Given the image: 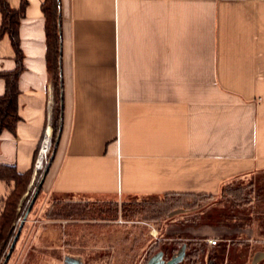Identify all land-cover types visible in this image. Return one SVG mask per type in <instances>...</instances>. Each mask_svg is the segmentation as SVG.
Here are the masks:
<instances>
[{
    "label": "crops",
    "instance_id": "crops-1",
    "mask_svg": "<svg viewBox=\"0 0 264 264\" xmlns=\"http://www.w3.org/2000/svg\"><path fill=\"white\" fill-rule=\"evenodd\" d=\"M7 1L13 9L25 3L24 70L19 121L14 134L0 135V165L23 174L33 169L57 92L44 0ZM60 15L61 123L41 199L216 196L264 173V0H60ZM15 66L3 37L0 72ZM8 189L0 182V200ZM40 249L55 247L42 241Z\"/></svg>",
    "mask_w": 264,
    "mask_h": 264
},
{
    "label": "rangeland",
    "instance_id": "rangeland-1",
    "mask_svg": "<svg viewBox=\"0 0 264 264\" xmlns=\"http://www.w3.org/2000/svg\"><path fill=\"white\" fill-rule=\"evenodd\" d=\"M45 164L46 160L39 172L34 174L33 171L17 206L5 257L24 215L29 208L30 211L7 264H22L25 260L26 264H165L169 258L160 254L162 246L176 249L173 258L180 257L182 264H207L210 251L219 246L225 248L223 264H264V248L259 245L264 235V173L235 179L225 195L219 192L206 201L161 197L101 204L67 196L47 202L41 199L39 191ZM57 202L75 210V216H51L53 204ZM123 204H141L144 210L124 218ZM77 211L79 213H75ZM211 211L237 212L248 220L231 221L229 227L227 223L196 226L199 217ZM209 240L216 244L210 246ZM42 241L55 247L53 252L41 253ZM255 242L259 246L256 247ZM202 245L204 253L203 250L192 251L193 254L184 257L193 247L200 249Z\"/></svg>",
    "mask_w": 264,
    "mask_h": 264
},
{
    "label": "trees",
    "instance_id": "trees-1",
    "mask_svg": "<svg viewBox=\"0 0 264 264\" xmlns=\"http://www.w3.org/2000/svg\"><path fill=\"white\" fill-rule=\"evenodd\" d=\"M25 3H22L18 9H13L9 5L7 0H0V40L3 37L9 39L10 45L14 51L15 58V69L9 72H0V79L4 82V92L0 95V135L7 131L11 134H14L15 127L19 121L18 116V106L17 98L19 95L18 90V79L20 74L24 70L23 66V53L20 49L19 41V25L20 21L24 16ZM41 11L44 15L45 25V41H46V65L49 74L51 75L55 89L57 92L55 107H53L52 116H51V125L53 131L52 146L48 153V165L49 167L52 156L56 147L60 132V123H61V100H60V74H61V15H60V0H44L41 5ZM33 169L19 174L13 166L0 165V182L8 186V195L4 200H1L0 203V264L5 257L8 241L11 237V226L16 219V211L19 201L22 196L25 194L31 179H32ZM229 185H225L221 188V194L225 195L226 189L228 190ZM41 186L39 187V191ZM177 198L178 200L183 198H193L199 201H206L213 199L214 196L211 195H183V194H171L164 195L162 199L166 198ZM162 204L165 203L162 200ZM106 204V203H101ZM54 211L51 213V216L54 217H73L75 210L67 209L66 206L57 202L53 204ZM77 210V208H76ZM144 210V207L141 204L136 205H122V215L123 217H131L133 214L140 213ZM79 213V211L75 212ZM78 215V214H76ZM239 219L240 221H246L248 218L242 214H229L228 212L215 213L207 212L199 217L200 222L196 226H209L213 227L218 224L229 223ZM194 226V227H196ZM172 238V237H169ZM190 238V237H186ZM192 245V244H191ZM199 250L205 252V246L202 245L200 249L193 247L190 253L185 254V258L190 256L192 251L197 253ZM176 249H171L165 246L159 248V252L162 255H168L169 260L165 264H182L180 262V257L173 258V253ZM225 255V248L219 246L213 248L210 251L207 264H223V256Z\"/></svg>",
    "mask_w": 264,
    "mask_h": 264
},
{
    "label": "built area",
    "instance_id": "built-area-1",
    "mask_svg": "<svg viewBox=\"0 0 264 264\" xmlns=\"http://www.w3.org/2000/svg\"><path fill=\"white\" fill-rule=\"evenodd\" d=\"M48 109H49V116H48V119H47V125L45 127V130H44V133H43V137H42V140L40 142V146H39V149H38V153H37V157H36V160H35V163H34V166H33V171H34V174H36L37 172H39L42 167H43V164H44V160H46V166L48 165L47 164V160H48V153H49V150L52 146V138H53V131H52V125H51V112H52V102H49V105H48ZM48 140L49 141V147H47V150L46 152L44 153V160L42 161V164L40 165V167H38V159L40 157V154H41V148L44 144V142ZM208 244L210 246H213L216 244V242L214 240H209L208 241Z\"/></svg>",
    "mask_w": 264,
    "mask_h": 264
},
{
    "label": "water",
    "instance_id": "water-1",
    "mask_svg": "<svg viewBox=\"0 0 264 264\" xmlns=\"http://www.w3.org/2000/svg\"><path fill=\"white\" fill-rule=\"evenodd\" d=\"M47 169H48V168L45 169L44 174H43V177H44V175L46 174ZM43 177H42V179H43ZM36 194H37V193H36ZM36 194H35V197H36ZM29 211H30V208L28 209V211H27L26 214L24 215V218H23V220L21 221V223H20V225H19L18 232H17L16 236L14 237L13 242H12V244H11V246H10V248H9V251H8V253H7V255H6V257H5V259H4V261H3L2 264H7L8 260H9V258H10V255H11V253H12V251H13V248H14V246H15V243H16V241H17V239H18L19 232L21 231V228H22V226H23V223L26 221V218H27V215H28Z\"/></svg>",
    "mask_w": 264,
    "mask_h": 264
},
{
    "label": "bare ground",
    "instance_id": "bare-ground-1",
    "mask_svg": "<svg viewBox=\"0 0 264 264\" xmlns=\"http://www.w3.org/2000/svg\"><path fill=\"white\" fill-rule=\"evenodd\" d=\"M49 144H50L49 141L46 140L41 148V154L38 159V167H40V165L42 164V161L44 160V153L46 152L47 147H49Z\"/></svg>",
    "mask_w": 264,
    "mask_h": 264
}]
</instances>
